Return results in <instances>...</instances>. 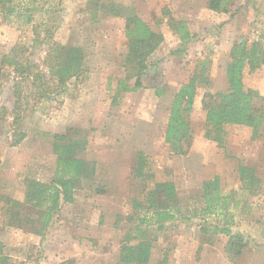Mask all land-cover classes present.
<instances>
[{
  "label": "rangeland",
  "instance_id": "1",
  "mask_svg": "<svg viewBox=\"0 0 264 264\" xmlns=\"http://www.w3.org/2000/svg\"><path fill=\"white\" fill-rule=\"evenodd\" d=\"M115 1L13 0L0 13V195L23 202L27 179L52 180L56 156L45 133L85 139L77 157L94 168L73 203L63 204L44 229L39 213L25 207L28 222L18 228L4 226L0 217V264H119L123 238L135 226L128 222L132 199L145 202L147 192L165 182L176 190L177 200L170 204L175 220L148 234L149 264H264V130L252 140L250 128L226 125L219 148L203 137L201 108L205 90H226L233 43L255 40L263 31L264 0H234L227 14L211 11L208 0H117L130 8L110 7ZM164 10L187 23L193 41L180 43ZM131 15L164 41L147 61L144 87L115 97L128 52L124 20ZM59 46L82 55L80 76L64 88L51 74ZM200 62H207L209 84L198 88L189 115L191 146L185 156L171 155L164 142L170 103ZM29 66L48 81L46 95L26 79ZM243 84L264 96V62L252 74L245 71ZM17 101L21 108L15 111ZM15 114L22 117L18 125ZM20 132L25 138L13 146ZM138 152L146 157L143 178L134 175ZM239 165L255 170L258 189L242 188ZM216 176L228 197L231 229L245 235L246 248L237 257L225 253L226 236L207 244L199 233V222L209 219L200 209L202 184ZM158 199L169 206L161 194Z\"/></svg>",
  "mask_w": 264,
  "mask_h": 264
},
{
  "label": "trees",
  "instance_id": "2",
  "mask_svg": "<svg viewBox=\"0 0 264 264\" xmlns=\"http://www.w3.org/2000/svg\"><path fill=\"white\" fill-rule=\"evenodd\" d=\"M12 1L0 0V13ZM233 2L234 0H208V8L216 13L227 14ZM163 16L182 45L193 41L195 35L190 33L186 22L175 20L168 10H164ZM233 18L232 14L229 20ZM124 21V36L128 52L123 63L125 76L117 82L115 97L122 93L136 92L144 87V79L150 71L147 61L164 41L163 36L155 33L139 16L131 15ZM261 25L264 28V22H261ZM61 55H63L62 59ZM228 56L229 62L225 68L226 90L213 92L206 88L209 84L205 68L207 62H200L188 80L174 94L164 134V142L169 146L171 155L185 156L191 146L192 132L189 115L194 108V99L199 87L207 89L201 99V108L205 113L204 139L222 148L226 125L250 128L252 140H257L261 136L264 130V96L255 90L246 89L243 76L245 71L252 74L259 70L264 62V29L255 40L249 41L244 38L233 43ZM53 61L51 74L56 76L54 77L56 80L54 78L52 80H55L62 88L67 82L72 79L77 80L80 76L78 71L81 70L82 55L79 49L72 48L70 52H67L64 47L59 46L53 54ZM27 72L26 79H31L30 84L37 83L38 89L44 88L42 94L47 93L48 81L42 73L35 66H29ZM2 75L3 70L0 67V77ZM18 107L21 108L19 101L15 105V111L19 109ZM21 118L19 114H15L14 123L18 125ZM17 135L13 146L19 145L25 138L22 132ZM44 135L53 141V153L56 156L55 174L49 183L27 179L23 202H18L7 195H0V217L6 227L18 228L28 222L25 220L26 216L22 214V209L25 207L39 213L40 230L44 229L52 222L53 217L59 214L63 204L73 203L75 191L81 189L83 183L93 176V164L77 157L86 148L85 139L69 140L67 134L45 133ZM135 161L134 175L143 178L146 157L142 152H138L135 154ZM237 171L244 190L250 193L258 189L260 180L253 168L239 165ZM100 190L102 189L98 188L99 193ZM158 194L162 195L169 206L159 204ZM201 199L200 209L204 217L209 218L201 220L198 224L199 233L205 236V243L212 244L216 236L224 235L227 237L225 253L235 257L241 255L246 248L245 235L241 232L235 233L231 229V218L227 214L230 211L228 197L221 194L219 177L216 176L202 184ZM176 200V190L172 182L155 184L154 188L147 192L145 202L141 203L132 199L134 212L128 217V222H135V226L123 238L119 264H149L153 241L148 239V234L150 231L162 232L166 224L174 222L175 214L170 204ZM235 204L237 206L238 201H235ZM214 217L221 219L217 220ZM117 219L119 220L120 217L117 216ZM184 221L188 220L184 218Z\"/></svg>",
  "mask_w": 264,
  "mask_h": 264
},
{
  "label": "crops",
  "instance_id": "3",
  "mask_svg": "<svg viewBox=\"0 0 264 264\" xmlns=\"http://www.w3.org/2000/svg\"><path fill=\"white\" fill-rule=\"evenodd\" d=\"M113 3H115V4H111L110 5V7H116V8H118V6H119V4L120 3H123V1L122 2H120V1H115V2H113ZM120 5H122V4H120ZM123 6H125V4L123 3V5L121 6V7H123ZM125 7H127V6H125ZM124 8V7H123ZM127 8H130V7H127ZM126 9V8H125Z\"/></svg>",
  "mask_w": 264,
  "mask_h": 264
}]
</instances>
